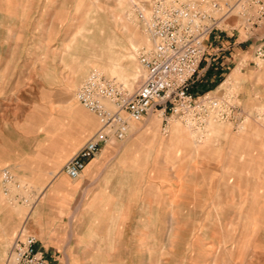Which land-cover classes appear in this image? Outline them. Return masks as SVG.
Returning <instances> with one entry per match:
<instances>
[{"label": "rangeland", "instance_id": "rangeland-1", "mask_svg": "<svg viewBox=\"0 0 264 264\" xmlns=\"http://www.w3.org/2000/svg\"><path fill=\"white\" fill-rule=\"evenodd\" d=\"M10 1L8 11H0V123L23 133L27 151L34 143L41 144L43 162L56 163L53 171L62 175L64 164L99 127L97 115L76 95L90 73L98 70L128 90L136 89L145 77L138 53L149 39L136 6L143 7L148 0ZM232 1L242 4L237 11L243 13L234 11L212 35L232 31L233 43L240 41L244 47L236 52L230 69L223 70L218 85L195 91L211 92L231 105L223 103L228 117H212L202 132L158 111L132 123L125 143L114 139L109 143L116 161L106 171L121 173L123 186L117 190L83 188L80 181L63 174L62 194L43 208L44 187L11 171L21 188L6 196L0 178V264L8 261L16 237L8 236L9 231L18 224L19 232L34 211L51 230L38 247L48 264L254 262L264 246V61L257 58L258 49L264 50V0ZM220 42L226 45L223 39ZM207 50L202 63L225 56L222 50ZM111 59L122 64L128 79L126 70H139V82L126 85L109 74L105 68ZM198 83L199 79L194 88ZM69 129L86 134L71 154L65 151ZM227 167L232 180L226 179ZM200 171L203 225L178 226L183 221L181 208L186 201L191 205L199 191L194 175ZM125 178L137 184L136 233L119 227L126 222L124 211L129 207L119 197L128 199L131 193ZM105 182L109 181H100ZM231 185L232 192L226 193ZM190 208L193 211V205ZM102 223L108 236L102 243H91L99 240L94 230Z\"/></svg>", "mask_w": 264, "mask_h": 264}, {"label": "built area", "instance_id": "built-area-1", "mask_svg": "<svg viewBox=\"0 0 264 264\" xmlns=\"http://www.w3.org/2000/svg\"><path fill=\"white\" fill-rule=\"evenodd\" d=\"M241 7L240 2L234 4L232 0H148L143 7L136 6V16L149 39V45L138 53L145 77L136 89L128 90L98 70L90 73L76 95L97 115L99 127L66 162L63 172L70 179H79L88 161L97 157L105 145L112 139L127 141L132 123L143 121L154 111L178 117L198 132L206 130L212 117L227 118L224 102L211 92L196 93L194 84L207 52V40ZM257 58L264 61L262 47ZM1 186L6 196L14 188H21L9 169L1 173ZM6 264L48 262L37 248V239L22 234L13 242Z\"/></svg>", "mask_w": 264, "mask_h": 264}, {"label": "crops", "instance_id": "crops-1", "mask_svg": "<svg viewBox=\"0 0 264 264\" xmlns=\"http://www.w3.org/2000/svg\"><path fill=\"white\" fill-rule=\"evenodd\" d=\"M10 2H11L10 0H0V11L2 12L8 11ZM2 33H4V31ZM5 34L8 35V32ZM233 36H234V33L231 31L230 35L226 33L225 35L222 36L219 33H214L213 35L209 37L206 43L207 49L208 48L211 49V52L213 51V53H216L222 50L224 51L225 56L222 58L218 56L217 57L218 59H214V63L213 61H211L212 57H210V59H207V58L205 59V61L201 64L200 75L198 77L199 83L194 88V91H199V92L200 91L203 92L205 90L210 91L211 89H213L214 86L218 85L221 82L222 78L225 75L223 70L227 71L228 69H230L231 67L230 65L233 64V62H235L234 59H235L236 52L237 53L241 52V48L244 47L243 44L241 45L240 41H236V43H233V39H232ZM222 39L224 40L226 45H224L223 42L222 43L220 42V40ZM227 39H230V40H227ZM209 54L211 55L210 52ZM71 115L73 116V113L69 109V116ZM11 132L13 134H11ZM66 136L68 138V143L65 147V151L69 152V154H71L86 139V134L83 131L79 132L78 130L76 131L73 129H69L66 132ZM88 139L83 143L81 148L88 141ZM81 148H79V150ZM115 153H116L115 148H113L109 144L105 145L101 149L97 157L88 161L87 167L79 179H76V180L70 179L63 172V168H62V173L72 181H80V185H82L83 188H90L91 186H96L97 188L102 187L103 189L109 188L111 191L117 190L123 186L121 173H112V172L106 171L107 167H109L112 163L115 164V161H116ZM43 154L44 153H43V148L41 144L34 143L33 150L31 151L28 149L27 151V142H26V139L23 133H20L18 129H13L11 131L8 123H5V124L0 123V178H1L2 171L4 169H9L10 171H13L16 174L20 175V177L32 180L39 186L44 187L45 193H44L43 200L46 202V203L42 202L43 208H44L45 204H47V202L50 199H52L56 195L62 194L61 184L65 180L63 179L64 178L63 174L58 175L57 172L53 171L55 169V165L56 167L58 166L56 163H53V162L51 163L47 161L45 163L43 162L42 160ZM27 156L28 157L32 156V157L28 158ZM227 165H229L228 161H226V166ZM229 167L225 169L226 170L225 175L227 177L226 178L227 180L228 179L232 180V173L227 172L228 171L227 169H229ZM206 171L208 170L204 171L205 174H208V172ZM209 171H210L209 173H214L213 170H209ZM202 175L203 174L201 171L194 175V181H197V184H195V189L196 188L199 189V191L198 190L197 192L195 191V198L193 200V203L191 204L193 205L194 209L193 211H191L192 209L190 208L191 206L190 201H188V205H186L187 201L186 202L184 201L185 203L183 205V208H181V211L184 212L183 221L179 222L177 224L178 226L200 227L203 225L202 224V212H201L202 203L200 199L202 196V183H201ZM125 179L129 180V184H124V185L129 186L131 188V193L128 196V199L126 196L119 197L122 205L125 206L126 203L129 204V207L127 210L128 212L124 211V214L128 213L126 222L122 225H119V227H122L125 229L129 228L131 230L134 229L133 231H135L136 233V230L139 226L138 224L139 201H138V196L136 192L137 184H136V180L134 183V180H132L131 178L129 179L125 178ZM100 181H109V182L100 183ZM132 187H133V192H132ZM208 187L211 190L212 187L211 186H208ZM232 187H233L232 185L229 187L226 186V193L232 192V189H233ZM69 196H70V193H69ZM125 207L122 206V208H125ZM190 212L194 214L191 215ZM189 213L190 215L186 218L187 214ZM38 215L39 214L34 211V215H32L31 217H29V219H27V222L24 224L23 228L19 232H17L18 224L14 225L11 228V231H9L8 236H11V237L16 236L13 242L22 234L24 236H28V235L34 236L37 239V248L41 247L40 244H44V242H46V236L51 232V230L49 226L44 224L43 219H40ZM88 218L90 217L88 216ZM192 218H193V221H192ZM95 227L98 228L97 230H94V231L97 234V237L99 238V240L90 241V242L91 243L92 242L93 243L104 242L106 239V236H108L107 230L105 229L106 228L105 224L104 225L98 224ZM71 228H72V225L69 227V230H71ZM120 242L122 241L119 240V243ZM255 255L257 257L254 258V262L252 263L250 262L249 264H264V246H263V251H260Z\"/></svg>", "mask_w": 264, "mask_h": 264}, {"label": "bare ground", "instance_id": "bare-ground-1", "mask_svg": "<svg viewBox=\"0 0 264 264\" xmlns=\"http://www.w3.org/2000/svg\"><path fill=\"white\" fill-rule=\"evenodd\" d=\"M110 50V49H109ZM112 51V50H111ZM110 55V54H109ZM129 55V60H133V56H131L130 54ZM117 56V54H116ZM121 57V56H120ZM128 61V60H127ZM130 64V63H129ZM122 65V64H121ZM121 65L117 62L116 59H111L109 62H108V65L107 67L105 68V70L111 74V75H116L117 77L119 76V78L121 80H123V82L126 84V85H131V86H134V84H136L137 82H139V79L141 77V74H140V71H133V72H129L126 70V72L129 74L130 78L128 79V75L126 76L121 68ZM128 67V66H127ZM131 67V66H130ZM125 69V67L123 68ZM120 73V74H119ZM125 77V78H124ZM134 88V87H133ZM126 183V182H125Z\"/></svg>", "mask_w": 264, "mask_h": 264}]
</instances>
